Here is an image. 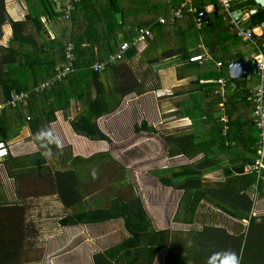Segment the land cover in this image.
I'll return each instance as SVG.
<instances>
[{"label": "crops", "instance_id": "1", "mask_svg": "<svg viewBox=\"0 0 264 264\" xmlns=\"http://www.w3.org/2000/svg\"><path fill=\"white\" fill-rule=\"evenodd\" d=\"M14 1L24 16L27 11L25 2L22 0V11L21 0ZM53 1L63 6L66 0ZM184 1L116 0L114 8H109L107 13L102 11L98 0H90L79 8L84 17L90 18H83L85 25L71 21L60 29L64 22L58 20L54 24L58 25L64 39H71L66 48L73 47L74 60L65 58L66 64L74 65L77 60L85 65L93 58L95 63L99 61L98 57L105 56L102 50L107 49L110 53V47L115 51L123 42L129 43L130 48L123 59L100 73L96 83L86 80L74 69L66 75L68 78L64 77L63 86L76 97L67 110L56 111L54 120L48 124L63 141L62 150L53 146L56 155L50 160L41 155L42 150H37L34 140L36 132L45 123L33 132L28 123L20 126L13 122L4 129L2 124L13 120V116H3V108L0 110V118L3 116L0 138L10 148L8 157L0 161V211L9 216L10 209L42 207L45 200L51 201L60 212L55 215L58 220L52 221L45 232L66 237L65 244L61 243L58 248L66 247V250L55 256L52 253L54 248L46 246L50 242L45 237L42 259L34 243L28 242L21 251L27 258L17 264H198L197 261L205 264L212 252L223 250L212 246L211 235H220L230 241V249L234 248L240 258L249 250L254 258L263 256L264 159L262 167L250 168L258 158L260 132L256 126L255 130L249 127L254 124L250 98L260 79L257 77L256 85L252 86L249 81L255 74L234 79L228 67L238 58L253 60L255 55L264 54L258 47L264 33L256 37L254 46L259 53L243 57L237 50L242 41L232 32L234 37L226 41L229 49L223 55L230 58L226 59L229 64L226 69L222 63L220 67H214L210 61L220 57L221 51H214L211 57L205 42H197L194 38L181 41L183 33L179 26L184 28L185 21L195 12L193 0H189L183 9V18L175 19L172 12L178 11ZM200 4L210 21V24L198 22L197 16L202 12L194 18L197 30L201 27V39L209 34L214 42L223 41L222 37L229 32L226 29L228 22L223 20L217 1L201 0ZM232 6L235 12L242 11L243 14L253 10L244 4V0L236 4L232 0ZM164 9L166 14H163ZM135 12L144 17L143 27L135 25L130 28ZM118 13L121 14L120 20L116 18ZM4 14H7L4 0H0V16ZM159 19H164L165 23L160 24ZM247 19L249 17L243 23ZM111 22L118 24L119 28L116 30ZM212 25L215 28L211 29ZM47 26L50 28L49 24ZM47 26V36L53 39ZM6 27L11 30L9 36H4ZM84 27H89L90 32L87 29L86 36L79 35ZM0 28L2 38H6V44L2 46L6 47L12 29L5 22ZM243 28L253 29L249 25ZM137 29H146L150 34L137 40ZM75 35L81 37L78 44ZM156 39H160L162 45L153 50L150 44ZM90 41L94 44L90 45ZM97 49H100L99 53ZM206 53L211 60L188 64L184 59L185 54L190 57ZM53 77L40 86L45 88L55 83ZM221 79L226 86L222 94H215L220 90L217 81ZM206 87H213L214 95L221 98L216 110L212 108L214 103L205 100L201 94ZM35 90L38 91V86ZM228 98L231 103L227 108ZM186 102L196 105L203 116H197L195 107L191 109ZM3 104L0 91V106ZM96 112L103 114H92ZM66 115L69 118L65 120ZM73 120L86 130L76 132ZM181 120H188V123L181 125L178 123ZM165 130L168 135H164ZM186 136L192 139L189 144L180 140ZM114 139L124 142V151L106 152ZM121 159L124 164L118 162ZM113 168L116 174L111 171ZM104 170L111 171L109 177L102 175ZM139 172L143 187L138 190L146 193L148 198L145 201L140 196L142 193L135 191L137 187H132L134 175L138 176ZM95 201H98L97 205ZM124 206H128L126 216L104 221L87 216L93 220L66 226L61 223L79 214L100 210L108 213ZM27 216L38 223L44 222L32 212ZM23 222H27L24 214Z\"/></svg>", "mask_w": 264, "mask_h": 264}, {"label": "trees", "instance_id": "2", "mask_svg": "<svg viewBox=\"0 0 264 264\" xmlns=\"http://www.w3.org/2000/svg\"><path fill=\"white\" fill-rule=\"evenodd\" d=\"M23 1L25 2L27 11L22 20L11 21L6 14H4L2 17L0 16V26L3 22H5L10 24L12 29V36L10 37L7 46L0 47V91L2 93L4 102L3 105H5L2 109V114L3 116L5 114L12 115L13 120H10V122L7 123H3L2 125L4 129H6L7 126L9 124H12L13 122L19 124L20 126L28 123L30 124L33 132L35 131V129L38 130L41 123H45L46 126L50 122H52L55 118L54 114L56 111L67 110L70 107L72 100L76 97L71 90H68L67 87L63 86L65 84L64 82L66 81L65 78L62 79V81L52 83L45 88L41 87L40 85L47 82L48 80L50 81L53 76H56L55 70L57 67L63 68V66L66 64V46L68 44V41H71V39H64L59 33V30L62 29V27L67 22L72 21V23L74 24H84L82 22L83 18H86L87 20H90V18L87 16L84 17V14H82V12L79 10V8H82V6L86 4L85 0L79 3L72 4V10H70L69 13L66 12L67 7L69 6L66 3L67 0L65 1V4L63 6H60V4L54 2L53 0ZM108 2L109 4L107 5L109 8H114V6L116 5V0H108ZM200 2L201 0H193L192 5L195 7V12L192 14L189 13L191 16L185 21L184 28L179 26L181 32L183 33L180 36L181 41L184 42L188 39V35H192V37L196 39L195 41L205 42L204 46L208 48L209 53H211V57L214 51H216L217 53L221 51L220 57L218 56V58L215 59L212 58V61L210 62L214 67L216 66V63H222L226 69L227 65L229 64V61L226 62V59H230L229 57H223L224 53H226L227 49H229L226 41L234 37L235 34L233 33L234 36H232V31L227 26L226 29H228L229 32L225 37H222L223 41L222 39H216L219 41L214 42L212 39H210L209 34L204 35V39H201V27L199 30H197L196 25L194 24V18L204 9L203 5L200 4ZM244 4L251 9H254L256 6L253 0H244ZM163 11V14L167 13L166 9H164ZM112 13L114 14L113 9ZM58 20L64 22L62 23L63 25L60 26V29L58 28V25H54ZM113 20H115L114 16ZM216 20L214 21V23H216ZM247 22L249 23V27L253 28L254 26H259L264 22V11L262 9H259L254 14L249 16ZM48 24L50 28L47 26ZM46 26L48 27L49 32L53 34V39L50 38V35L47 36L48 31L45 29ZM213 28H215V25H212L211 29ZM79 35H75L77 38V44L81 39ZM4 36H9L8 29L5 30ZM96 43L99 46L97 38ZM119 45L120 44H118L115 51L112 50V47H110V53H107V49L102 50V53H104L103 55L105 56L98 57L99 61L95 63L93 62V59L95 58L90 59V61L92 62L86 63L85 65H83L82 61H80V63H77L76 60L74 65L72 64L74 72L81 73V75H83L86 80L90 79L91 81L96 83L100 73L123 59L126 52L123 54L120 60L110 61L109 59L111 55H114L117 52ZM99 51L100 49H97V53H99ZM185 55L188 60L189 54ZM195 63L198 64V62H190L188 64ZM96 64L103 65V69H94ZM233 82L235 81L233 80ZM37 86L38 91L35 90V87ZM203 89H206L201 92V94L204 95V99L212 101L214 103V107L212 108H215L216 110V107L221 101V98L214 95L213 87H210L209 89L206 87ZM17 94H27V98L17 101L13 105L8 104L12 100V96ZM230 100L231 99L228 98V102L226 104L227 108L231 103ZM197 112L198 110L196 106L194 109V113L199 117L203 116L201 112ZM100 113L103 114V112H96L92 114L98 116ZM3 116L0 119H3ZM178 123L184 125L188 123V120H181ZM171 125L172 124H170V126ZM72 126L78 133L82 132V129H85L75 120H73ZM249 127L251 130H255V125L253 123H251ZM93 130H95V126ZM250 133L245 135L246 141L247 136H249ZM180 140L182 142H185L186 144H189L192 141L191 137L189 136H186L185 138ZM255 142L256 139H254L253 144H255ZM10 210L12 211V213H10L9 216L6 212L0 211V264H17L27 258L26 256H23V254H21L22 249L26 245H28L29 242L27 241V239L23 238L21 234L24 229L19 223H21L23 219V214L16 215V209ZM127 212L128 206L120 207V209L118 210H109L108 213L107 211L100 210L92 214L86 213L82 216L81 214H79L76 216L68 217L61 223L62 225L66 226L86 220H93V218L88 217H96L95 220L104 221L117 216H126ZM85 217H87L88 219H85ZM130 222L133 223L132 221ZM136 223L138 224V226L141 225L140 222ZM29 246L32 245L29 244ZM158 250L161 251V249ZM261 251L264 250L261 248ZM248 252H245L242 255V259L246 258ZM260 258L264 259V254Z\"/></svg>", "mask_w": 264, "mask_h": 264}, {"label": "rangeland", "instance_id": "3", "mask_svg": "<svg viewBox=\"0 0 264 264\" xmlns=\"http://www.w3.org/2000/svg\"><path fill=\"white\" fill-rule=\"evenodd\" d=\"M85 1H90V0H85ZM238 1L239 0H234V4H236V2H238ZM20 2H19L20 3V6L23 9L22 11H24L23 1L21 0ZM98 4H100L102 6V11L103 12L109 13V7L107 5V4H109L108 0H98ZM4 8H5V11L7 13L6 14L7 17L10 18V19H12L11 21H17L20 17L21 18L23 17V13L21 14L20 7H19L18 3L16 1H14V0H4ZM17 14H18V16H17ZM19 14H21V15H19ZM132 15L133 16H132L131 21H130V28L136 27V26L143 27L142 22L144 21V17H142V15H140L137 12L132 13ZM247 21H248V19L243 23V26L244 27L247 26V25H249V23ZM110 25L112 27L116 28V30L119 28L118 24H114L113 22H111ZM106 26L108 27L109 25H106ZM106 26H104V27H106ZM84 28L80 30L81 35H87V33H88L87 32V29L90 32V28L89 27L88 28H85V29ZM6 29H8L9 33H11V30H10L9 27H6ZM143 30H146V29H143ZM138 31H139V29H137L135 31L136 37L139 35V32ZM95 36H96V34H94L93 38H95ZM121 37H123V36H121ZM192 38H193L192 35H190V36L188 35V39H192ZM100 43H101V41H100ZM5 44H6V38L3 37V38L0 39V47L5 46ZM92 44H94V43H92L90 41V45H92ZM240 44H241V46L237 50H238V54L242 55L243 57H249L252 54L259 53V50L255 46H252L250 44H244L243 42H240ZM161 45H162V41L160 39H156L154 42H152L150 44V48L153 49V50H156V49H159L161 47ZM258 47L260 48L261 52H264V37H263L262 40H260L258 42ZM184 59H186L185 60L186 63H189L188 60H187V57H185ZM177 60H180V58H177ZM199 63H201V62H199ZM257 80H258L257 79V76L256 75H253L252 76V80L249 81V82L253 86V85H256ZM200 103H198V105H200ZM185 104L188 105V106H190L191 109L194 108V107H196V105L190 104L189 102H186ZM72 108H73V106H72ZM165 115L171 116L169 114H165ZM68 118H69V115H66L65 116V120L68 119ZM168 119H171V117H169ZM168 119H165V122H167ZM157 128L159 129L158 124H157ZM163 133H164V135H168L167 132H166V130L163 131ZM173 133L176 134V133H178V131L177 132H173ZM123 144H124V142H119V141H117V139H114V142H112L111 144H109L108 145L109 147L107 146V148L105 150H106V152H111V151H124ZM118 162H121L122 164H124L123 163V159H121V161L118 160ZM114 170H115V168L111 169V171L114 174H116L117 171L116 170L114 171ZM101 171H102V168H101ZM111 171L106 172V170H104V172L102 173V175L109 177V175L111 174ZM104 180H105L104 182H106V179L105 178H104ZM126 187H128V186H126ZM132 187H133V189H134V187H137V189L135 191L138 194H140V192L142 193V194H140V196L142 197V200L143 201H145L148 198L146 196V193L144 192V190L143 191L138 190V187H143V181H142V178L140 176V172L138 173V176H135L134 175V179H133V182H132ZM137 193H136V195L138 196ZM95 202H96V205H97L98 204V201H95ZM150 202L151 201H149V203ZM91 203H92V201H91ZM53 205L54 204L51 201L45 200L43 202V206L42 207H41V205L40 206L33 205V208H31V206H27L24 210L19 208L16 211V215H18V214H24V221L26 222V220H27L26 223H24V222L23 223H19L20 225H23V227H24L23 228L24 230L21 232L23 238L29 240V242L32 243V244L34 243V248L38 252V254H40V255L45 254L44 241L46 239L50 242L46 246L47 247H51V249L54 248L52 250V253H53L54 256L57 255V254H59L60 252H62V251L64 252L66 250V247H64L63 249H58V248H60L61 243L62 244H65L64 242L66 241V237H63L61 234L55 233V232L54 233H49V234L45 232L46 227H51V224L50 223H52V221L58 220V218H56L55 215L57 213H59L60 211L57 210L56 207H54ZM23 211H24V213H23ZM31 212L33 213V215H37V216L42 217V219L44 220V222L38 223L33 217L31 218L30 216H27ZM156 215H157V213L155 214V216ZM155 216H154V218H155ZM22 218H23V216H22ZM31 223H33V224H31ZM218 225H219V223H218ZM52 230L54 231L55 228H53ZM45 237H46V239H45ZM210 241L212 242V246L213 247H216V248H221L223 250H226V249H230V247H231V242L228 241V240H226V239H224L220 235H217V236L211 235L210 236ZM56 245H58V246H56ZM233 249H231V250H233ZM263 250H264V248H263ZM233 251H235V249ZM262 254H264V251H262ZM252 255H253L252 251L249 250L246 258H243L242 259V256H241V260H242V263L241 264H251V263H253V264H264V259H262V258H260L258 256L254 258V257H252ZM23 256H25V255H23ZM43 257H44V255L41 256V259ZM251 258L252 259H256V261L255 260L251 261L252 260ZM197 262L199 264V261H197Z\"/></svg>", "mask_w": 264, "mask_h": 264}, {"label": "built area", "instance_id": "4", "mask_svg": "<svg viewBox=\"0 0 264 264\" xmlns=\"http://www.w3.org/2000/svg\"><path fill=\"white\" fill-rule=\"evenodd\" d=\"M84 0H67L66 3L69 5L66 9V12L69 13L72 10V4L79 3ZM186 0L181 5L178 11L172 12V15L175 19H182L183 18V9L185 8L186 4L188 3ZM218 6L221 8L223 20L228 22V26L232 32L235 33V36L241 39L246 44L255 45L256 44V37L253 33V29H245L242 26L243 20L240 18L234 17V10L232 6V0H216ZM160 24H164V19H159ZM139 35L137 36V40H142L145 37L149 36L148 30L139 29ZM130 48V44L127 42H123L119 45L117 52L114 55L109 57L110 61L113 60H120L123 54ZM73 47L70 45L67 47L66 50V58L69 61L74 60V56L72 54ZM211 60L210 56L206 53L205 55H193L189 57V62H202ZM254 63L256 64V72L255 75L260 79V82L256 86V88L252 91V96L250 101L253 106V122L256 128L260 132V150L258 151V158L254 162L253 166L250 168L258 169L262 167V159H264V54H257L253 58ZM219 67L221 66L220 63H217ZM94 69L102 70L103 65L96 64ZM57 74L53 78L54 82H60L67 74L73 71L72 64L69 62L65 66L56 68ZM217 83L220 85V90L218 93L215 94H222L223 89L226 86V82L224 80H218ZM27 94H17L12 96V100L8 104H14L17 101L22 99H26ZM5 105L0 106V110ZM223 121L226 122L227 119L224 117ZM10 153V148L6 142L0 140V161L7 158ZM248 168V167H247Z\"/></svg>", "mask_w": 264, "mask_h": 264}, {"label": "clouds", "instance_id": "5", "mask_svg": "<svg viewBox=\"0 0 264 264\" xmlns=\"http://www.w3.org/2000/svg\"><path fill=\"white\" fill-rule=\"evenodd\" d=\"M34 140L37 145V150H42L41 155L44 156L45 159L50 160L56 155V153L53 152V146L58 150H62L63 148L61 137L51 125H46L39 129L34 136ZM95 176L96 173L93 172V178H95ZM240 260L241 258L235 251L226 249L212 252L206 258L205 264H240Z\"/></svg>", "mask_w": 264, "mask_h": 264}, {"label": "water", "instance_id": "6", "mask_svg": "<svg viewBox=\"0 0 264 264\" xmlns=\"http://www.w3.org/2000/svg\"><path fill=\"white\" fill-rule=\"evenodd\" d=\"M255 3V8L247 14H243L242 11H237L234 13V17L240 18L242 20L248 18L250 15L254 14L259 9H262L264 11V0H253ZM217 8L214 7V15L217 16ZM117 20H120L121 14L118 13L116 15ZM198 22H203L205 24H210L209 18L206 14V12H202L197 16ZM253 33L255 36L259 37L264 33V22L260 24L258 27L253 28ZM229 74L232 78L238 79V78H244L247 74H255L256 71V64L251 59H244V58H238L232 63H230L229 67Z\"/></svg>", "mask_w": 264, "mask_h": 264}, {"label": "flooded vegetation", "instance_id": "7", "mask_svg": "<svg viewBox=\"0 0 264 264\" xmlns=\"http://www.w3.org/2000/svg\"><path fill=\"white\" fill-rule=\"evenodd\" d=\"M0 38H2V30H1V28H0Z\"/></svg>", "mask_w": 264, "mask_h": 264}]
</instances>
